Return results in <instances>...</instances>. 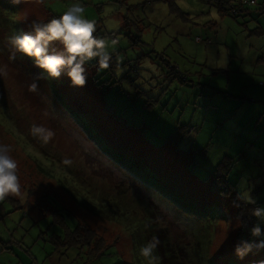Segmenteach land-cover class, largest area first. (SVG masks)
Listing matches in <instances>:
<instances>
[{
  "label": "rangeland",
  "instance_id": "1",
  "mask_svg": "<svg viewBox=\"0 0 264 264\" xmlns=\"http://www.w3.org/2000/svg\"><path fill=\"white\" fill-rule=\"evenodd\" d=\"M73 2L0 0V144L13 149L20 183L0 200V264H83L61 242V216L110 243L85 264H148L147 219L178 242L198 240L204 261L216 254L209 264H248L221 250L245 222L235 208L264 207V0H81L94 35L116 41L107 68L85 64L83 87L38 76L7 42ZM33 124L54 132L48 144ZM41 185L72 211L32 205ZM247 221V235L264 230V219Z\"/></svg>",
  "mask_w": 264,
  "mask_h": 264
},
{
  "label": "clouds",
  "instance_id": "2",
  "mask_svg": "<svg viewBox=\"0 0 264 264\" xmlns=\"http://www.w3.org/2000/svg\"><path fill=\"white\" fill-rule=\"evenodd\" d=\"M18 2V0H14ZM26 18V17H25ZM95 22L85 15L81 0H75L59 17L47 22H33L31 31L18 30L8 38V44L13 49L12 58L16 54L31 58L32 64L40 70L38 76L56 79L65 76L70 86L83 87L87 82L85 64L98 60L101 68L109 66V48L116 44L94 35ZM53 42H57L54 47ZM2 71V70H0ZM35 89V84L32 85ZM30 135L43 144H48L54 132L41 124H33ZM13 149L8 144H0V200L20 191L17 175V161L11 155ZM257 218L264 219V207L255 208L252 213ZM254 239H241L233 246V253L243 260L253 248L264 249V230L259 224L249 229ZM158 241L153 238L139 249V255L148 260V264H156L154 251Z\"/></svg>",
  "mask_w": 264,
  "mask_h": 264
},
{
  "label": "trees",
  "instance_id": "3",
  "mask_svg": "<svg viewBox=\"0 0 264 264\" xmlns=\"http://www.w3.org/2000/svg\"><path fill=\"white\" fill-rule=\"evenodd\" d=\"M260 10L261 12H264V4L263 6L260 7ZM234 11H237V9L233 8L231 10V12H234ZM219 12L223 14V12H227V8L221 4V9H219ZM195 40L202 41L203 38L196 36ZM209 41H210L209 39H205V42H209ZM167 63L168 65H170V61H167ZM171 69H173V72L175 74L176 71L174 69V66H171ZM181 75L183 77L181 78L185 79V74L181 73ZM39 184H40V180H39ZM41 186H42L41 193L36 197V199H34L33 202H31L32 205L35 204L36 206H41L39 202H42V200L47 199L50 202H56L58 204V207L54 209V212H56L59 215H60L59 212L62 209H68L66 206H64L60 202L58 194L54 195L51 192H46L44 190L45 186L43 185ZM31 191H35L33 186L31 188L26 189L25 195L30 197L31 195H33ZM185 206L188 207L189 205L187 204ZM256 206H257V203L252 202V204L247 203L244 209L235 208L237 212L236 213L237 217L244 218L245 222L241 224V226L237 229L234 235L237 237V241L231 244L229 248L222 249L221 251L227 254L231 253L233 252L234 244H236L239 240L254 239L253 237L250 236V234L247 235L248 234L247 231H245L244 229H240V228L245 227L246 224L248 225V221L250 219L247 221V223H246V220L248 218H251L252 212ZM51 208H54L52 204H50L48 207L43 206L42 210L43 211L50 210ZM68 210L72 211L70 209ZM154 211H155V208H154ZM205 214H207V212ZM61 217L62 218L60 219V221L61 223H64L66 230H67V233L63 235V239L61 242L64 248L69 247L70 245H74L75 247L79 248L80 249L79 254L85 255V258L82 262L83 264L89 263L91 258H97L101 256L105 252L106 250L105 248L110 246V243L105 245L103 242L105 238L102 235H97L96 231H94L87 224L82 223L81 219L78 218L76 225L74 224L73 229H71L69 228V226H67V223L64 221V217L63 216ZM145 223L147 224V229L150 231V234H149L150 237H148L149 239L148 241H152L153 238H155L154 236L156 234V231L157 233L159 230L162 232L161 233L162 244L160 245L157 243V247L155 249V255L157 258L156 261L158 262V264H180L183 258H185L184 264H209V262L215 263L216 254H210L209 259H206V261H204L205 255L200 252L201 245L199 244V242H197L198 240H195V239L182 240L181 239L178 242L176 237L172 236L171 234H166L165 229H161L159 225L157 227L154 223V220L147 219V222ZM244 235H247V236H244ZM261 238H264V237H261ZM90 243H94L96 248L94 247V249L92 250ZM102 248H103V251H102ZM91 251H94V252H91ZM91 253H95L94 257H92ZM245 258L248 264H262V263L264 264V249L253 248V250L249 253V256L246 255Z\"/></svg>",
  "mask_w": 264,
  "mask_h": 264
},
{
  "label": "built area",
  "instance_id": "4",
  "mask_svg": "<svg viewBox=\"0 0 264 264\" xmlns=\"http://www.w3.org/2000/svg\"><path fill=\"white\" fill-rule=\"evenodd\" d=\"M248 2L252 3V2H254V0H248Z\"/></svg>",
  "mask_w": 264,
  "mask_h": 264
},
{
  "label": "crops",
  "instance_id": "5",
  "mask_svg": "<svg viewBox=\"0 0 264 264\" xmlns=\"http://www.w3.org/2000/svg\"><path fill=\"white\" fill-rule=\"evenodd\" d=\"M32 206V205H31Z\"/></svg>",
  "mask_w": 264,
  "mask_h": 264
}]
</instances>
